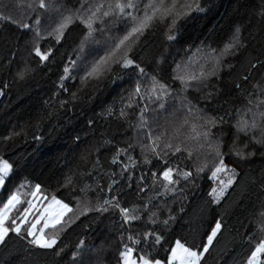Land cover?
Instances as JSON below:
<instances>
[{
	"label": "snow or ice",
	"instance_id": "6c2138e0",
	"mask_svg": "<svg viewBox=\"0 0 264 264\" xmlns=\"http://www.w3.org/2000/svg\"><path fill=\"white\" fill-rule=\"evenodd\" d=\"M2 7L0 68L12 81L53 63L62 70L34 123L13 126L0 140L34 127L32 139L41 142V129L57 132L58 118L83 99L94 107L91 116L80 111L87 128L74 137L78 159L91 167L70 169L56 189L16 182L27 162L0 153V247L23 242L31 264H110L114 245L115 264H205L225 233L228 197L247 175L244 166L257 156L264 161V31L251 48L239 23L210 30L168 64L149 49V37L179 43L182 24L205 11L201 0H11ZM256 16L264 21V0ZM73 27L79 36L69 43ZM9 88L5 81L0 97ZM117 88L118 98L105 104L102 97ZM100 122H114L115 131L94 140L88 130ZM102 151L111 152L106 170ZM62 191L67 199L58 198ZM129 195L135 200L126 203ZM85 220L109 224L92 243L85 235L63 243L74 229L90 228ZM242 227V264H264V168Z\"/></svg>",
	"mask_w": 264,
	"mask_h": 264
},
{
	"label": "trees",
	"instance_id": "16d2710c",
	"mask_svg": "<svg viewBox=\"0 0 264 264\" xmlns=\"http://www.w3.org/2000/svg\"><path fill=\"white\" fill-rule=\"evenodd\" d=\"M6 3L11 6V0H0V11L4 10L2 6ZM201 6L205 9L204 12L194 13L192 19L182 24L179 43L169 45L165 44L159 35L154 38L150 36L149 49L152 52L164 53L167 56L168 64H171L174 58L178 60L184 55L183 48L188 46L194 48L195 44L199 43L197 37L203 38L206 33H210V30L217 33H220L221 30L226 31L236 23L243 26L245 38L249 40L251 48H255L260 44L261 31H264V21H260L256 16L259 0H201ZM79 31L78 27L72 28L69 32V43L79 36ZM66 50L70 52L71 48H61L60 52L57 53L55 58L57 63L60 61V54ZM2 58L3 54L0 52V59ZM64 59H67V56ZM194 59H198V54L194 56ZM168 64L165 65L166 70H170ZM61 70L62 65L57 68L53 63L50 64L49 68L38 72L32 78L16 83L12 81L11 73L0 68V86L5 81L10 83L6 95L0 97V136L6 135L7 130L13 126L19 129L20 125L34 123L33 118L44 108V100L50 96L51 91H55L54 85ZM66 86H69L71 90L76 84L70 81ZM119 92L120 89L117 88L111 95L102 97L104 103H111L114 98H118ZM67 95L62 93L60 98H66ZM22 100L23 103H21ZM240 102V98H236V103ZM29 104L31 105L30 108L28 107ZM96 104H99V101H96ZM93 107V100L83 99L82 102L76 104V110L65 112L64 115L58 118L57 132L49 135L46 127L41 129L44 132V139L41 142L32 139V135L36 131L34 127L28 128L27 136L22 134L20 137L8 142L0 140V153L13 160L21 159L27 162L26 167L19 171L17 177L14 178L16 182L19 178H26L33 183L40 182L44 188L52 190L58 187L57 181L62 182L63 176L70 169L79 172L81 169L86 171L88 167H91L90 163L85 166L83 161L78 159L79 149L74 146V137L77 133L83 136L84 133L80 132V129L81 127L87 128V119L80 115V111L83 110L88 116H91L92 112L88 110ZM95 110L99 111L100 108L95 107ZM100 123L104 126L98 125L94 130H88L90 136L93 131L95 132L94 140H99L101 133L104 131L109 133L115 131L114 122ZM129 135H131L130 132ZM136 155H138V152ZM110 156L111 152L102 151L100 154V160L105 170L109 167L107 159ZM244 168L247 175L241 178V183L228 197L227 204L231 207L225 233L219 237L216 246L207 255L205 264H242L245 249L248 247L242 238L245 231L242 222L247 223L248 212L255 202L260 170L264 168V161L257 156L251 164H246ZM253 177L256 178L257 185L250 184ZM49 194H51V191ZM58 198L67 199V191H62ZM133 200H135V196L129 195L126 198V203H131ZM177 207L178 205L173 206V210L175 211ZM84 222L89 223L90 228L86 232L83 231L82 226L74 229L73 232L64 237L63 243L74 244L78 239V235H85L88 242L92 243L109 224L107 220L100 225L92 223L91 220H85ZM229 229H231V234ZM247 230L251 231V228ZM22 243L14 238L9 241L8 248L0 247V264H31V258L20 250ZM12 249L20 251H11ZM115 255L116 245L113 246L108 256L110 264H115Z\"/></svg>",
	"mask_w": 264,
	"mask_h": 264
}]
</instances>
